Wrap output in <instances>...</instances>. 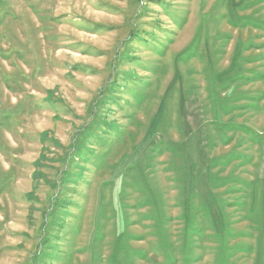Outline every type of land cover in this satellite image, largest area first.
Wrapping results in <instances>:
<instances>
[{
    "label": "rangeland",
    "instance_id": "rangeland-1",
    "mask_svg": "<svg viewBox=\"0 0 264 264\" xmlns=\"http://www.w3.org/2000/svg\"><path fill=\"white\" fill-rule=\"evenodd\" d=\"M0 264H264V0H0Z\"/></svg>",
    "mask_w": 264,
    "mask_h": 264
}]
</instances>
